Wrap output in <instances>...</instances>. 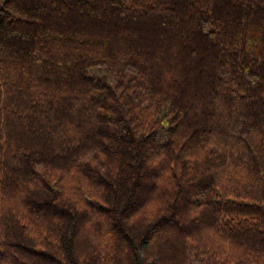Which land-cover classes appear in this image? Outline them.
Returning a JSON list of instances; mask_svg holds the SVG:
<instances>
[{"label": "trees", "instance_id": "16d2710c", "mask_svg": "<svg viewBox=\"0 0 264 264\" xmlns=\"http://www.w3.org/2000/svg\"><path fill=\"white\" fill-rule=\"evenodd\" d=\"M0 264H264V0H0Z\"/></svg>", "mask_w": 264, "mask_h": 264}]
</instances>
